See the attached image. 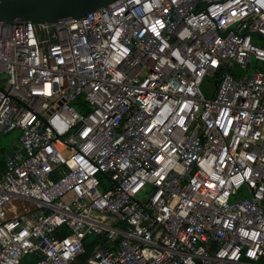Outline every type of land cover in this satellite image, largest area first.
I'll return each mask as SVG.
<instances>
[{
    "label": "built area",
    "instance_id": "obj_1",
    "mask_svg": "<svg viewBox=\"0 0 264 264\" xmlns=\"http://www.w3.org/2000/svg\"><path fill=\"white\" fill-rule=\"evenodd\" d=\"M1 75L0 264H264V0L0 23Z\"/></svg>",
    "mask_w": 264,
    "mask_h": 264
},
{
    "label": "water",
    "instance_id": "obj_2",
    "mask_svg": "<svg viewBox=\"0 0 264 264\" xmlns=\"http://www.w3.org/2000/svg\"><path fill=\"white\" fill-rule=\"evenodd\" d=\"M115 0H0V23L51 24L61 18H78ZM258 35V34H255Z\"/></svg>",
    "mask_w": 264,
    "mask_h": 264
},
{
    "label": "rangeland",
    "instance_id": "obj_3",
    "mask_svg": "<svg viewBox=\"0 0 264 264\" xmlns=\"http://www.w3.org/2000/svg\"><path fill=\"white\" fill-rule=\"evenodd\" d=\"M256 43L259 44V41H256ZM4 79H5V76L1 75L0 76V82H4ZM201 91L203 93V96L205 98H208L207 92L205 90V86L204 87L202 86ZM14 142L15 141L12 138V135H10V134L5 135V136L0 135V148H2V149L10 148Z\"/></svg>",
    "mask_w": 264,
    "mask_h": 264
},
{
    "label": "trees",
    "instance_id": "obj_4",
    "mask_svg": "<svg viewBox=\"0 0 264 264\" xmlns=\"http://www.w3.org/2000/svg\"><path fill=\"white\" fill-rule=\"evenodd\" d=\"M94 240H96V239H94L93 237H88L87 243H91L92 241L94 242ZM87 245H89V246L88 247L85 246V248L87 251H89L90 250V244H87ZM32 262H33L32 257H27L23 260L24 264H32Z\"/></svg>",
    "mask_w": 264,
    "mask_h": 264
}]
</instances>
